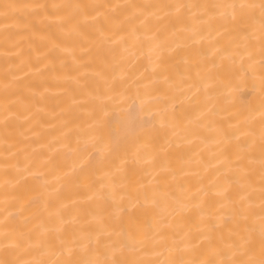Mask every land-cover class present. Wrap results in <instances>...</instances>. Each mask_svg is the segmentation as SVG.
I'll use <instances>...</instances> for the list:
<instances>
[{"label": "bare ground", "instance_id": "1", "mask_svg": "<svg viewBox=\"0 0 264 264\" xmlns=\"http://www.w3.org/2000/svg\"><path fill=\"white\" fill-rule=\"evenodd\" d=\"M0 264H264V0H0Z\"/></svg>", "mask_w": 264, "mask_h": 264}, {"label": "snow or ice", "instance_id": "2", "mask_svg": "<svg viewBox=\"0 0 264 264\" xmlns=\"http://www.w3.org/2000/svg\"><path fill=\"white\" fill-rule=\"evenodd\" d=\"M247 5H245L244 3H241V5H240V7L241 8H244V7H246Z\"/></svg>", "mask_w": 264, "mask_h": 264}]
</instances>
